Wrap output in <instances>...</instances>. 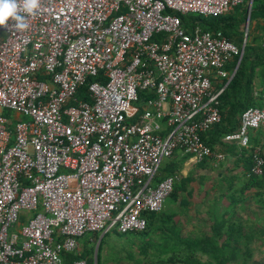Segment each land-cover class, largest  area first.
Masks as SVG:
<instances>
[{"label":"built area","instance_id":"1","mask_svg":"<svg viewBox=\"0 0 264 264\" xmlns=\"http://www.w3.org/2000/svg\"><path fill=\"white\" fill-rule=\"evenodd\" d=\"M245 1L40 0L28 29L0 26V264H60L86 233L141 231L178 180L159 177L163 160L225 158L200 133L220 121L226 84L212 78L228 81L239 50L220 32L187 31L179 14ZM99 71L105 81L87 83ZM82 85L90 101L76 95ZM142 89L156 97L140 110ZM262 125L264 108L248 107L223 140L248 147ZM263 166L255 149L251 172Z\"/></svg>","mask_w":264,"mask_h":264},{"label":"trees","instance_id":"2","mask_svg":"<svg viewBox=\"0 0 264 264\" xmlns=\"http://www.w3.org/2000/svg\"><path fill=\"white\" fill-rule=\"evenodd\" d=\"M247 7L248 3L243 2L220 15L190 13L179 14V17L187 31L198 25L202 30L220 32L238 47V54L231 57L225 65V69L231 73L243 45ZM157 37L163 39L164 35L153 36L154 39ZM94 80L105 81L101 71L89 76L87 83ZM226 82L227 78H212L216 89L224 86ZM86 89L87 85H82L76 95L90 101ZM155 97L156 93L152 89L139 90L135 104L141 110L145 100ZM217 106L220 121L201 132L200 138L214 152L225 151L234 160L229 163L222 161L214 166V161L207 158L196 163L192 171L224 172L216 181L218 193L206 209V226L209 230L193 236H182L177 229V212L168 214L162 209L150 211L145 213V229L126 233L107 231L101 237L96 254L95 246L100 232H91L90 237L78 242L73 251L60 253V264H74L78 259H85L87 264H250L254 261L257 242L252 239L262 227L248 225L237 213V209L241 200L246 201L245 191L258 188L260 190L255 191L254 196L262 193L264 166L262 175L251 172L252 153L255 149H259L264 159V145L260 146L257 141L261 130L256 128L250 132L249 144L245 148L239 147L235 141L228 143L223 137L238 129L240 116L246 108H264V0H252L244 52L235 74L218 96ZM2 114L8 117L12 115L5 109ZM181 168L182 161L168 160L159 170L161 175L179 176L168 196L173 203L181 192L189 193L186 189L195 181L191 173L182 176ZM238 168H241L246 180L242 186L235 187L232 176L229 177L227 173ZM204 177L207 176L200 175V178ZM181 206L186 207L187 203L181 202Z\"/></svg>","mask_w":264,"mask_h":264},{"label":"crops","instance_id":"3","mask_svg":"<svg viewBox=\"0 0 264 264\" xmlns=\"http://www.w3.org/2000/svg\"><path fill=\"white\" fill-rule=\"evenodd\" d=\"M233 72V71H232ZM18 118H23L21 116H17ZM261 130V134L258 135L257 141L260 146L262 144L264 145V125L259 127V131ZM252 131V130H251ZM251 134V133H250ZM230 143V142H228ZM225 158L223 160H220L218 162L212 163V165L220 164L219 162H232L234 158L226 154L225 151ZM264 152V147H263ZM187 156V157H185ZM184 158V159H183ZM168 160L173 161H182V168L180 170L182 176H186L188 174H192L195 178V181L191 183L188 188L186 189L188 192H181L178 196L177 201L172 204L171 212L168 214H178L177 218V229H179V233L182 236H193L200 234L199 230H201L205 225L203 222L206 223L207 214L206 209L209 206V203L211 199L218 193L217 190V179L220 178L224 172H220L217 170L214 171H208V170H201V171H194V167L196 163L193 160V158L189 154H182L180 151H176L172 157L163 160L162 162L165 163ZM201 162V161H200ZM162 164V163H161ZM162 165H160L161 168ZM226 167V165H225ZM159 168V170H160ZM178 179L179 176L176 174ZM200 175L207 176L203 179L200 178ZM227 175L229 177L232 176L233 178V184H236L237 186H242L243 183H245L246 176L242 174L241 168L235 169L232 172H228ZM165 175H161L159 173V177H164ZM213 184V185H212ZM215 187V188H212ZM260 190L258 188H253L248 191L244 192V195L246 196V201H242L239 205V210L242 215L241 218L243 220H246L248 225L256 226V227H262L263 230H257V234L254 235L253 241L257 242V246L254 249V261L250 264H264V186L261 188V194L259 196H254V192ZM181 202H186L187 206L182 207ZM181 206V207H180ZM163 207V206H162ZM197 208L196 212L191 211V209ZM198 213V214H197ZM31 214V213H30ZM28 213H22L20 216L19 223L16 225V228L18 229L19 226L23 223H26L28 216L30 215ZM101 235V234H100ZM252 237V238H253ZM80 238L77 240V244L79 242ZM84 241V240H83ZM82 242V241H80Z\"/></svg>","mask_w":264,"mask_h":264},{"label":"clouds","instance_id":"4","mask_svg":"<svg viewBox=\"0 0 264 264\" xmlns=\"http://www.w3.org/2000/svg\"><path fill=\"white\" fill-rule=\"evenodd\" d=\"M39 6L40 0H0V26L13 20L17 29H28L27 16L35 15Z\"/></svg>","mask_w":264,"mask_h":264},{"label":"water","instance_id":"5","mask_svg":"<svg viewBox=\"0 0 264 264\" xmlns=\"http://www.w3.org/2000/svg\"><path fill=\"white\" fill-rule=\"evenodd\" d=\"M251 5H252V0H249L248 2V7H247V18H246V24H245V34H244V40H243V45H242V48H241V51H240V54H239V57H238V60H237V63H236V66L231 74V77L228 79V81L226 82V85L229 83V81L231 80V78L233 77V75L235 74L236 72V69L240 63V60H241V57H242V54L244 52V43L246 41V38H247V33H248V27H249V16H250V11H251ZM103 236V234H101L97 240V243H96V246H95V254H96V250L98 248V244L101 240V237Z\"/></svg>","mask_w":264,"mask_h":264},{"label":"rangeland","instance_id":"6","mask_svg":"<svg viewBox=\"0 0 264 264\" xmlns=\"http://www.w3.org/2000/svg\"><path fill=\"white\" fill-rule=\"evenodd\" d=\"M245 2H248V1L246 0ZM163 162H164V161H163ZM163 162H161V163L163 164ZM162 164H161V165H162ZM172 204H173V202L171 201V199L167 197V198L164 200V202H163V207H162L163 212H166V213L171 212ZM196 209H197V208H193V209H191V211H194V210H195L194 212H196V211H197ZM24 213H26V212H23V214H24ZM237 213H238L239 215H242L239 209H237ZM197 214H198V213H197ZM203 224H204L205 226H204L201 230H199V232H201V231H208V230H209L208 227L206 226L207 224H205V222H203ZM112 230H114V229H112ZM112 230H110V231H112ZM90 234H91V232L86 233V234H84L82 237H80L79 243H80V241H83V240H85V239H88V238L90 237ZM100 234H101V232H100ZM200 234H201V233H200ZM99 236H100V235H99Z\"/></svg>","mask_w":264,"mask_h":264}]
</instances>
